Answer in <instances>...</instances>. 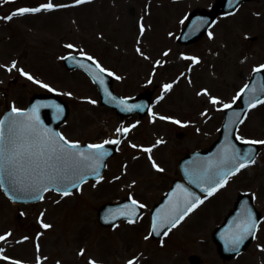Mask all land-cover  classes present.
Instances as JSON below:
<instances>
[{
	"label": "rangeland",
	"instance_id": "374dc122",
	"mask_svg": "<svg viewBox=\"0 0 264 264\" xmlns=\"http://www.w3.org/2000/svg\"><path fill=\"white\" fill-rule=\"evenodd\" d=\"M47 2L0 0V118L7 108L24 109L31 95L51 89L70 108L61 128L68 141L120 142L103 177L71 195L49 192L32 206H16L0 198V236L7 237L0 241V264H189L191 255L198 256L201 264H264V144H257L255 163L229 178L216 194L203 198L165 237L157 241L149 237V212L180 177L179 160L213 144L223 121V105L236 104L234 98L252 72L264 65V0L243 2L187 46L179 45L177 37L188 15L210 9L215 0H87L82 4L52 0L66 7L4 19L18 9ZM68 54L92 57L112 74L113 89L122 98L151 93V111L141 119L137 115L121 119L101 106L88 76L65 70L62 59ZM13 62L16 68L9 71ZM169 84L171 89L165 91ZM213 98L220 103H211ZM117 128L130 131L118 135ZM237 138L264 141V103L248 112ZM239 193L254 198L262 221L251 246L225 261L211 232ZM128 197L144 206L143 216L133 223L102 228L96 210ZM19 212L24 217L18 220Z\"/></svg>",
	"mask_w": 264,
	"mask_h": 264
},
{
	"label": "water",
	"instance_id": "95a60500",
	"mask_svg": "<svg viewBox=\"0 0 264 264\" xmlns=\"http://www.w3.org/2000/svg\"><path fill=\"white\" fill-rule=\"evenodd\" d=\"M239 1L240 0H228V5H226V9H224L225 13L226 11H232ZM221 5L222 3H219V6L216 7L212 13L202 11L192 14V18L186 29L183 31L180 41L182 43H190L201 37L202 30L204 31L219 11H223L222 9H218ZM65 64L69 69L75 67H83L87 71L88 69H91L92 73H90V75H92L93 80L99 84L103 102L123 113L122 108L128 106V103L121 104V99L115 98L111 95V81L109 78L107 79V77H104L105 80L102 83L100 81L101 76L97 75L102 74L99 70H96L85 62H79L72 57L66 58ZM262 80V73L259 71L252 77L247 89L241 96V107H232L225 112V119L219 132V137L209 150L191 153L180 161L179 170L184 182L181 180H175L169 192L162 198L160 203L154 207L152 211L153 238L162 236L169 229L170 224L168 221L171 220L172 215H179V211L174 212V206L183 207V201L186 194L190 193L193 198H199L200 193L207 194L205 189L213 186L214 178L219 179V176L216 175L217 173L222 174L223 172H227L234 168L236 164L246 162V153H251V155L255 157L258 152V147L253 144L238 142L235 138V131L245 112L251 108L250 104L252 101L264 98ZM101 84L106 86H102ZM146 108L147 106L144 104L143 109ZM33 109H36L34 114L32 111ZM23 113L38 117L37 127L40 131H47L49 134H58L57 128L65 122L69 111L64 102L60 101L56 95L50 94L33 96L28 110ZM9 118L21 121L25 120L24 116L18 117L14 112H12V114L7 113L3 120L7 121ZM84 150L86 149H79V151ZM102 151L107 152L108 154L94 164V167L98 170V175L92 170V168H86L81 173L85 177L84 181L98 179L101 176L105 160L113 154V149L104 147ZM225 157L228 158L227 162H222ZM21 178H23L22 174ZM75 179L78 185L82 183L78 178ZM50 187L52 186L50 185ZM53 188L60 193L65 188H68L70 191L75 189L72 188L68 182L58 183ZM182 189L184 190L183 192L181 191ZM31 190L32 188L30 187L29 182L25 180L24 185L12 184V191H9L8 195L15 202H33L36 201L38 197L33 198L32 195L27 193ZM32 191H36L39 195H42L45 192L39 190ZM137 212L138 209L128 203L106 204L99 210L98 217L100 223L108 226L114 224L120 219L133 218L136 216ZM259 219V213L253 207L251 199L247 196H240L235 204V208L226 217L224 223L212 234V238L218 246V252L223 259L229 260L240 252L246 250L253 239ZM154 222H158L159 224L156 232H153ZM246 224H254V229L253 231L244 234L242 229ZM236 235L245 236L242 242L238 245L229 242L230 239H233ZM189 260L191 264H199V259L196 256H191Z\"/></svg>",
	"mask_w": 264,
	"mask_h": 264
},
{
	"label": "snow or ice",
	"instance_id": "6c2138e0",
	"mask_svg": "<svg viewBox=\"0 0 264 264\" xmlns=\"http://www.w3.org/2000/svg\"><path fill=\"white\" fill-rule=\"evenodd\" d=\"M8 2V0H6ZM87 2V0H76V4H82ZM56 7H66V5H55L52 3V0H48L47 3L36 8H21L11 15L5 17L4 19L11 20L14 16H22L26 13H38L40 11H51ZM211 36V33L209 34ZM67 47L72 48V45H67ZM167 55V53H165ZM185 59H193L195 63L199 61L195 58L184 57ZM88 60H93L92 57H87ZM96 64L95 61H93ZM96 67L99 68L100 72L105 70L96 64ZM16 68V63L13 62L11 67L8 68L9 71ZM264 69V65L260 68L255 69L259 72ZM22 71V70H21ZM29 80H32L33 77L24 73ZM109 75H112L109 73ZM42 87H48L47 85H41ZM172 85H165V91L170 90ZM247 87V86H246ZM51 91V89H49ZM204 94H207L206 91ZM237 96L234 99H239ZM94 103V102H93ZM121 104H125V101L121 100ZM211 103L217 104L220 103L219 100L213 98ZM257 103H264V99L253 100L250 104V107H256ZM231 104H224L225 109L230 108ZM137 107H139L137 105ZM132 109L129 107L128 111ZM16 116H24L25 120H16L9 118L7 121L0 120V186H3L5 180L10 184H19L24 185V181L29 182L32 190L39 191H49L52 190L58 183L68 182L72 188H77L78 183L75 178H78L80 182H83L85 177L81 174L84 169L92 168L94 172L98 175V170L94 167L95 162L99 161L103 156L107 155V152L102 151L105 144H118L120 141L117 140H106L103 144H93L88 145L89 151H79V144L68 141L64 136L59 134H49L47 131H40L37 127L38 117H34L31 114L26 115L21 112L19 109L13 108L12 110ZM33 114L36 109H33ZM160 119H166L165 117H160ZM243 122L242 120L240 121ZM174 123H180L179 121H174ZM134 127V125H133ZM130 131L129 128H117L116 133L118 135H126ZM158 141L157 143H161ZM248 144H264V141H244ZM133 147H136L133 145ZM146 152H150L151 149H144ZM246 162H241L236 164V166L230 169L227 172L222 174L217 173L219 179H213V186L205 189L208 196L214 194L219 188L223 187L228 180V177L235 175L240 169L247 167L249 163H255L254 157L251 153L245 154ZM227 157H225L222 162H227ZM91 162V163H90ZM154 167L158 171H163L159 169L155 163ZM21 174L23 178H21ZM50 185L52 187H50ZM184 191L183 189L181 190ZM61 195L67 196L71 195V191L68 188H65ZM204 201L199 198H193L191 194H186L183 207L174 206V212L179 211V215H172L171 220L168 221L170 228L176 227L185 216L193 211L199 204H202ZM135 205L137 202L132 201ZM139 207H144L139 205ZM134 222L129 220V223ZM44 228L50 227L48 224L43 225ZM159 227L158 222L153 224V232L157 231ZM254 229V224H246L242 231L244 234H247ZM167 235V232L164 233ZM6 236H0V241L5 240ZM245 238L244 235H236L233 239H230V243L238 245ZM147 239V237H146ZM6 259V257H5ZM15 264V262H14ZM94 264V262H90ZM129 264H136L135 261H129Z\"/></svg>",
	"mask_w": 264,
	"mask_h": 264
}]
</instances>
